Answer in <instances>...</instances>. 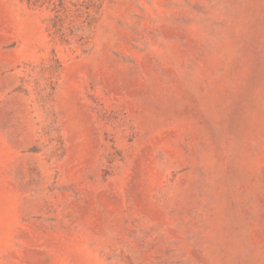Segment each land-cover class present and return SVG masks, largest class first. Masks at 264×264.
<instances>
[{
    "label": "rangeland",
    "instance_id": "rangeland-1",
    "mask_svg": "<svg viewBox=\"0 0 264 264\" xmlns=\"http://www.w3.org/2000/svg\"><path fill=\"white\" fill-rule=\"evenodd\" d=\"M0 264H264V0H0Z\"/></svg>",
    "mask_w": 264,
    "mask_h": 264
}]
</instances>
